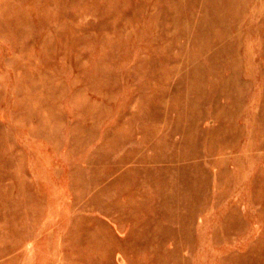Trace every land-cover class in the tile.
<instances>
[{"label": "rangeland", "instance_id": "obj_1", "mask_svg": "<svg viewBox=\"0 0 264 264\" xmlns=\"http://www.w3.org/2000/svg\"><path fill=\"white\" fill-rule=\"evenodd\" d=\"M0 264H264V0H0Z\"/></svg>", "mask_w": 264, "mask_h": 264}]
</instances>
